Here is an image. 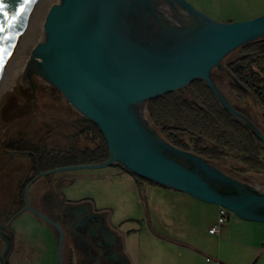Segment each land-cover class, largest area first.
<instances>
[{
  "label": "water",
  "instance_id": "95a60500",
  "mask_svg": "<svg viewBox=\"0 0 264 264\" xmlns=\"http://www.w3.org/2000/svg\"><path fill=\"white\" fill-rule=\"evenodd\" d=\"M39 1L0 0V79ZM261 39L264 15L220 23L185 0H45L35 39L25 51L21 81L24 85L28 74L32 86L33 73L57 89L73 112L98 127L109 158L100 164L39 173L35 180L119 165L134 177L225 209L242 221L264 225V184L254 174L233 173V178L220 170L221 164L174 147L159 135L147 112V102L201 80L232 118L264 145L251 97L247 100L254 123L233 108L236 105L220 76L211 74L221 70L229 54ZM227 163L232 161L222 165ZM23 211L55 229L57 261L64 264V231L29 205L27 190Z\"/></svg>",
  "mask_w": 264,
  "mask_h": 264
},
{
  "label": "rangeland",
  "instance_id": "374dc122",
  "mask_svg": "<svg viewBox=\"0 0 264 264\" xmlns=\"http://www.w3.org/2000/svg\"><path fill=\"white\" fill-rule=\"evenodd\" d=\"M185 1L196 11L220 23L243 22L264 15V0ZM41 2L42 0L39 1L37 10ZM40 12L41 9L38 14ZM36 20L37 12L35 11L23 39L8 61L10 63H7L0 79V167L11 158L0 174V208L2 205L7 208L12 203L17 187L22 183L31 163L25 156L10 157L12 154L5 151L6 144L25 138L47 149L66 150L72 146L91 145L89 141L76 136L84 117L71 110L70 105L57 89L33 73L30 75L33 91L28 74L24 78V85L21 81L25 69V51L31 36L34 38L36 36ZM239 56V49L232 52L221 62V70L214 69L211 74L220 76L222 87L236 107L252 118L253 109L247 97L244 101H239L228 87L230 77L225 72V66ZM252 101L259 116L260 126L264 130L262 111L253 99ZM219 167L243 170V175L254 174L257 182L264 184V173L249 171L238 162L232 161L226 165L221 164ZM60 179V194L64 201L70 203L92 201L96 209L107 211L109 216L112 214V220L137 218L144 214L142 197L140 193L133 192L134 176L124 171L119 165L42 176L32 187L29 200L37 204L44 195L50 196L51 194H46V183ZM229 214L233 215L230 212ZM130 224L127 223L126 227L136 226ZM14 228L19 240L27 243L32 249L34 264H58V240L50 226L41 223L31 213L25 212L16 221Z\"/></svg>",
  "mask_w": 264,
  "mask_h": 264
},
{
  "label": "trees",
  "instance_id": "16d2710c",
  "mask_svg": "<svg viewBox=\"0 0 264 264\" xmlns=\"http://www.w3.org/2000/svg\"><path fill=\"white\" fill-rule=\"evenodd\" d=\"M239 50L240 56L225 66L230 77L228 87L239 101L250 96L261 109L264 123V39L244 45ZM232 106L253 122L245 111ZM147 112L149 121L159 134L174 147L192 152L213 165L230 160L240 163L249 171L264 173V145L247 126L232 118L201 80L191 83L185 91L169 93L147 102ZM255 126L264 135V130ZM76 136L89 141L91 145L57 150L19 138L6 144L5 148L26 154L34 175L108 160L106 142L95 124L82 118ZM220 170L230 176L244 173L233 168ZM21 198L23 206V189Z\"/></svg>",
  "mask_w": 264,
  "mask_h": 264
},
{
  "label": "crops",
  "instance_id": "0c3cea01",
  "mask_svg": "<svg viewBox=\"0 0 264 264\" xmlns=\"http://www.w3.org/2000/svg\"><path fill=\"white\" fill-rule=\"evenodd\" d=\"M134 180L133 192L140 193L144 208V214L137 218L112 220V214L85 201L107 216L116 247L107 264H264L263 224L228 214L218 233L210 234L219 219L220 207L150 181ZM127 223L136 226L127 228ZM62 229L68 261L73 252L68 221Z\"/></svg>",
  "mask_w": 264,
  "mask_h": 264
},
{
  "label": "flooded vegetation",
  "instance_id": "af4514ba",
  "mask_svg": "<svg viewBox=\"0 0 264 264\" xmlns=\"http://www.w3.org/2000/svg\"><path fill=\"white\" fill-rule=\"evenodd\" d=\"M5 149L6 152L12 154L10 157L13 155L27 157L26 154ZM10 159L0 167V174L7 167ZM28 159L30 160V158ZM37 175H34L33 166L30 163L22 183L17 187L12 203L8 207L6 206L7 208H4V205L0 208V264H34L32 249L27 243L19 240L17 231L14 228V224L20 216L27 212L23 211L26 190L27 199L32 208L49 218H53L52 220L57 222L61 228L68 221L72 233L69 239L72 241L71 249L73 252L67 261L64 242L62 247L64 264H107L110 261L111 252L116 247L110 235L106 214L96 212L91 208L90 203L85 201L80 203H67L64 201L60 194L61 179L46 183V194L52 196L45 197L44 195L35 204L34 201L29 200V197L31 198L29 195L32 187L40 180V178L35 180ZM22 189L23 206H21ZM41 223L43 222L41 221Z\"/></svg>",
  "mask_w": 264,
  "mask_h": 264
},
{
  "label": "built area",
  "instance_id": "2783aa9c",
  "mask_svg": "<svg viewBox=\"0 0 264 264\" xmlns=\"http://www.w3.org/2000/svg\"><path fill=\"white\" fill-rule=\"evenodd\" d=\"M229 212L225 209L220 208L219 219L217 223L209 230L210 234H216L219 231V227L227 222V216Z\"/></svg>",
  "mask_w": 264,
  "mask_h": 264
},
{
  "label": "bare ground",
  "instance_id": "6f19581e",
  "mask_svg": "<svg viewBox=\"0 0 264 264\" xmlns=\"http://www.w3.org/2000/svg\"><path fill=\"white\" fill-rule=\"evenodd\" d=\"M44 1H45V0H42L39 9H42V6H43ZM39 9L36 10V12H37V20H36V24H37V21H38L39 15H40V14H38ZM33 17H34V16H33ZM33 23H34V22H33ZM34 39H35L34 36H31L30 41H29V44H30L31 42H33ZM29 44H28V45H29ZM11 61H12V60H11ZM9 63H10V62H9ZM9 63H8V64H9Z\"/></svg>",
  "mask_w": 264,
  "mask_h": 264
}]
</instances>
